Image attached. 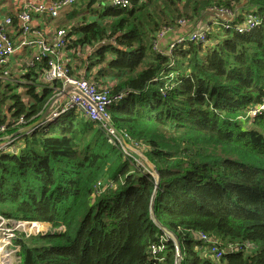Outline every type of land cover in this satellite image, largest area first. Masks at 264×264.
Returning <instances> with one entry per match:
<instances>
[{"label": "trees", "instance_id": "1", "mask_svg": "<svg viewBox=\"0 0 264 264\" xmlns=\"http://www.w3.org/2000/svg\"><path fill=\"white\" fill-rule=\"evenodd\" d=\"M216 9L235 17L230 28L212 21L208 43L154 49L165 29L164 40L178 37ZM72 10L63 27L76 37L67 47L100 44L86 77L111 96L125 94L107 111L143 147L144 165L76 110L17 137L0 153V216L51 225L15 231L17 264H264V109L249 114L264 104V0H131L92 20L93 12ZM248 15L258 23L240 33ZM44 67L29 68L15 87L0 80V136L37 121L62 88L42 83ZM223 145L257 163L226 156ZM203 233L217 240L220 258Z\"/></svg>", "mask_w": 264, "mask_h": 264}, {"label": "built area", "instance_id": "2", "mask_svg": "<svg viewBox=\"0 0 264 264\" xmlns=\"http://www.w3.org/2000/svg\"><path fill=\"white\" fill-rule=\"evenodd\" d=\"M76 2L77 0H51L50 2L23 0L22 9L18 11L16 15V19L18 21L17 27L14 22L15 17L12 15H7L3 19H0V80L14 79L18 82L24 81L19 77L13 76L10 70L11 60L19 48L16 42V37L14 36V33H12L13 31L17 30L19 33L18 36L21 35L23 38V44L37 46V51L33 54V56L26 60L22 75L26 73L29 68L36 67L39 63L44 62V71L40 77L42 83L54 86L56 82L60 81L62 83V88L59 90L58 94H62L63 91H65V88L69 85L79 89V92L70 90L67 95L55 100L53 108L46 118V123H55L63 114L68 113L71 110H76L81 116H84L93 122H101L107 131L119 142L123 152L127 156L133 157L135 161L141 164L139 158L140 156L134 155L133 144L135 143L127 141L128 138L124 136L126 140L125 143L117 135L115 129L108 124V121H110V116L107 111L108 106L121 100L125 94L111 96L108 88L99 86L92 79L89 80L86 78L75 77L71 73V67L68 64V61H64L62 58L63 51L67 48L69 42L71 41V36L68 29L64 27H58L55 29L53 36L51 38H47L40 29L36 28V23L34 22L35 15H47L51 18H57L65 8L74 5ZM113 4L115 7L127 8L130 6L131 0H113ZM215 12H218L223 16H230L229 18H224V26L230 28V22L234 19L235 14L227 9H216ZM257 23L258 21L253 15H248L246 20H244L237 27V30L240 33L247 32ZM207 30H210V28L207 27L206 31L201 30L198 32L191 30L186 35L180 33L178 34V37L173 35V37L168 42L169 49H166L161 44L165 39L166 34L169 32L168 29H165L159 34L158 39L155 41L154 49L159 52L171 53L174 46L177 43L183 42L184 40L206 43L208 41ZM263 109L264 104L252 107L249 111V114L255 115L257 112ZM24 123L25 119L21 117L19 124L22 125ZM4 130L5 126H2L0 128V133ZM13 141L7 140L0 142V153L2 151L14 149L12 148ZM145 168L147 171H150L149 168ZM97 185L102 186L103 182L99 181ZM6 222L9 221L0 216V226H4ZM9 229L14 236L13 229ZM0 230L3 229L0 228ZM200 237L203 242L208 245L209 250L216 258H220L223 255V251L218 249L217 240L215 238H212L204 233L201 234ZM251 248L252 245H247V249ZM236 250H240V248H237ZM159 251L160 249L153 247L154 255H158Z\"/></svg>", "mask_w": 264, "mask_h": 264}, {"label": "crops", "instance_id": "3", "mask_svg": "<svg viewBox=\"0 0 264 264\" xmlns=\"http://www.w3.org/2000/svg\"><path fill=\"white\" fill-rule=\"evenodd\" d=\"M41 2H50L51 0H36ZM22 3L23 0H0V19H3L7 15H12L16 17L18 11L22 9ZM77 7L79 8L80 15L81 13H88L93 12L90 16V20L97 19V15H101L106 7L111 6L115 7L113 4V0H77L75 3ZM74 4V5H75ZM73 6V5H72ZM72 6L65 8L60 16L65 12V23L67 22L69 14L72 12ZM57 18H51L47 15H35L34 22L36 23V28L40 29L42 33L47 38H51L54 34L55 29L58 27H63L60 25H54L55 19ZM217 18L224 19L226 18L225 15H221L218 12H205L196 22H194V25H189L191 28H194L196 26L201 27L202 29H205L212 21H214ZM99 19V18H98ZM188 26V27H189ZM186 26V29H183L182 32H185V30H190ZM213 27H216V24ZM73 29H75V26L73 25ZM201 29V30H202ZM191 31V30H190ZM14 36L16 37V42L19 46L17 52L13 56L11 63H10V70L15 77H20L22 75V72H24L25 62L28 58L33 56V54L37 51L36 45H25L22 43L23 38L19 35L18 31H13ZM71 38H75L76 35H70ZM173 37V34H169L167 36L166 40H163V46H167V42ZM100 44H97L95 46H86L84 48H76V49H69L68 47L63 51L62 58L64 61H68V64L72 67L74 70V76L79 78H86V79H93L92 76L89 78L86 77V72L88 71V64H89V58L93 56V54L97 51ZM17 73V74H15ZM115 76H107L105 79L111 83H113V78ZM104 79V80H105ZM24 80V79H21ZM72 90V89H71ZM11 134H5L3 137L10 136ZM6 139V138H5ZM7 141V140H3ZM23 141V140H22ZM22 141H17L18 143H21ZM15 145H12V148H14Z\"/></svg>", "mask_w": 264, "mask_h": 264}, {"label": "rangeland", "instance_id": "4", "mask_svg": "<svg viewBox=\"0 0 264 264\" xmlns=\"http://www.w3.org/2000/svg\"><path fill=\"white\" fill-rule=\"evenodd\" d=\"M64 14H65V12L60 16V18L55 19V24L54 25L65 26V16H64ZM225 17L229 18L230 16H226L225 15ZM186 25H187V27L189 25L193 26L194 23H187ZM202 28H203V26H202ZM202 28L198 27V26H196L194 28H191L190 26L188 27V29H190L192 31H196V32L201 31ZM190 30L189 31L185 30V32H182V34L186 35V34H188L190 32ZM219 39H221V37ZM161 44L163 45V42ZM164 47L166 49H169V43L167 42V46H164ZM15 74H17V73H15ZM109 77H111V76H109ZM12 85L15 87L16 86V81H12ZM17 90L20 91V92H23L24 91V86L23 87L22 86L17 87ZM19 141H22V139L18 138V142ZM133 145H134L133 146L134 147V150H133L134 151V155L142 157V154H143V150L142 149H143V147L140 144H137V143H135ZM223 147L227 151V152H224V153H226L225 154L226 156L232 157L234 159L242 160V161H245V162L257 163L256 162L257 159H255L253 156L242 152L241 150L237 149L234 146L223 145ZM141 165H144V164L141 162ZM151 170H153V172H155L153 168H151ZM6 223L4 224V226H0V228L3 229V230H0V240H2V243L0 245L1 248H2V254H0V264H17V258H18L17 255H18V252L20 251V246H15L14 245L13 238L15 236L12 235V233L10 232L9 228L13 229L14 233H15V231H21V232L27 233L28 235H31V234L45 233L51 227V225L46 224V223H42V222H40V223H42L41 225H43L42 229L38 228L37 226H29L28 228H25V224H23V223H21V224H19V226H17V224H14V222H12V220H9V222H6ZM72 233H75V230H73ZM167 233H169V232H167Z\"/></svg>", "mask_w": 264, "mask_h": 264}, {"label": "water", "instance_id": "5", "mask_svg": "<svg viewBox=\"0 0 264 264\" xmlns=\"http://www.w3.org/2000/svg\"><path fill=\"white\" fill-rule=\"evenodd\" d=\"M71 89L79 92V89H77L76 87H74L72 85L67 86L65 88V91H63L62 94H58V95H56V97H54V99L51 101L49 106L46 108L44 113L41 115V117L37 121L18 129V131H16L15 133H12L10 136H7V137L0 136V142H2L3 140H8V141L12 140L13 141L15 138H17L21 135L27 134V133L37 129L38 127L42 126L46 122V118L49 115V113L51 112V109L53 108L55 100L61 98L62 96L67 95ZM108 124L115 129V127L111 121H108ZM115 131H116L117 135L126 143V140H125V137L123 136V134L121 132H119L117 129H115ZM147 163L149 165H151V167L154 169L155 172H157V168L154 165H152L149 161ZM12 222H14V224H17V226H19V224H21V223H40V222H22V221H12Z\"/></svg>", "mask_w": 264, "mask_h": 264}, {"label": "bare ground", "instance_id": "6", "mask_svg": "<svg viewBox=\"0 0 264 264\" xmlns=\"http://www.w3.org/2000/svg\"><path fill=\"white\" fill-rule=\"evenodd\" d=\"M34 226H37L35 223H34ZM9 230V229H8ZM1 243H2V240H0V245H1ZM0 254H2V248H1V246H0ZM3 263V262H2Z\"/></svg>", "mask_w": 264, "mask_h": 264}, {"label": "clouds", "instance_id": "7", "mask_svg": "<svg viewBox=\"0 0 264 264\" xmlns=\"http://www.w3.org/2000/svg\"><path fill=\"white\" fill-rule=\"evenodd\" d=\"M45 123H46V122H45ZM45 123H44V124H45Z\"/></svg>", "mask_w": 264, "mask_h": 264}]
</instances>
